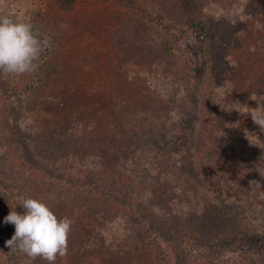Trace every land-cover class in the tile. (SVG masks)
<instances>
[{
	"label": "rangeland",
	"instance_id": "rangeland-1",
	"mask_svg": "<svg viewBox=\"0 0 264 264\" xmlns=\"http://www.w3.org/2000/svg\"><path fill=\"white\" fill-rule=\"evenodd\" d=\"M114 3L109 0L101 4L106 6L92 7L98 22L90 16L89 27L83 28V33H95L96 39L101 40L109 38L112 25L117 22ZM53 4L54 0H0V15L11 14L32 24L34 13L44 12ZM159 8L186 26L198 21L214 25L212 19L228 20L227 35L233 40L225 55L219 53L215 57L218 65L209 64L213 99L220 100L231 153L246 159L264 154V131L250 113L244 114L258 110V106L264 109V83L259 80L260 89L255 79L252 82L249 75L241 76L246 68L253 77L261 74L259 77L264 78V67L257 58L264 46V0H164ZM53 17L46 20L45 26L48 30L62 28L57 33L60 37L53 40L49 31L50 36L42 33L49 44L37 61L36 70L19 76L0 74V172L17 189L9 196L0 188V233L4 239L0 240V264H29L24 253L6 246L15 226L5 223L4 218L12 210L11 205L18 203V196H32V190L38 189L30 187L28 191L33 171L37 186L42 187L38 198L56 213H65L70 219L80 215L84 221L89 219L84 223L92 224L93 229H86L81 252L119 253L123 245L131 251L139 246L136 253L154 255L152 260L157 264L155 248L147 244L153 237L164 250L167 264H264V194L257 197L255 204L218 199L208 193L210 190L194 170L179 166L175 171L174 164L159 155L118 163L113 159L101 168V158L78 161L72 152L62 151L69 142H58V138L75 126L72 123L79 122L78 114L88 121L93 112L102 115L109 111L110 92H122L127 82L113 78L117 66L109 62V54L100 57L103 61L105 58L107 72H88L75 54L76 48L68 49V27L63 22L60 26ZM190 36L191 45L185 43L177 52L188 56L185 47L197 48L203 42L208 47L201 50L200 45L197 58L207 55L213 43L211 34L200 40ZM39 100L41 104H51L37 105ZM62 109L67 111V118L55 125L59 119L50 112ZM47 117L50 122L45 124ZM109 123V118L101 117L94 128L106 132ZM56 156L59 161L54 162ZM127 169L134 176L132 179L121 174ZM15 210L21 212L16 206ZM187 239L193 243L183 249ZM81 252L70 264L80 261ZM126 254L123 251L116 257L124 260ZM140 257L144 263L145 256ZM36 259L31 264H38Z\"/></svg>",
	"mask_w": 264,
	"mask_h": 264
},
{
	"label": "trees",
	"instance_id": "trees-1",
	"mask_svg": "<svg viewBox=\"0 0 264 264\" xmlns=\"http://www.w3.org/2000/svg\"><path fill=\"white\" fill-rule=\"evenodd\" d=\"M114 1L117 22L112 25L114 30L109 33V38L100 37L106 40L96 39L95 33L84 34L83 28L89 27L87 19L90 16L98 22L92 7L106 6L101 4L109 0H54L55 4L48 10L34 13L32 25L41 37L43 32L47 33L45 36L51 35L53 40L60 37L57 33L62 28L48 30L45 26L51 15L55 16L53 18L60 26L66 24L71 35L68 49L76 48L75 54L88 72H107L105 58L103 61L100 57L109 54V62L117 66L113 78L127 82V85H123L122 92L116 89L110 92L109 111L102 115L93 112L89 115V122L82 114H78L79 122L72 123L75 126L67 129L65 135L58 138V142H69L68 147L65 146L62 151L72 152L78 161L85 157L101 158V168L113 159L118 163L128 158L144 160V157L154 155L156 158L159 155L160 158L167 159V163L170 161L174 164L175 171L179 166L194 170L213 197L244 205L258 203L257 197L264 194V154L248 156L246 159L242 155L231 153L227 142L229 130L225 129L228 124L222 108L219 107L220 100L213 99V80L208 74L212 65H218L214 62L215 57L219 53L225 55L230 40H233L227 35L228 20L212 19L214 25L198 21L196 25L186 26L178 18L174 20L170 13L161 12L162 8L158 9L164 0H159L160 4L156 3L157 0ZM206 34H211L213 43L209 45V53L202 54L204 59H201L202 55L197 58L200 45L203 46L201 50L208 47L203 42L197 48L194 47L196 51L193 47H185L188 56L177 52L183 44L191 45L190 35L195 40H200ZM220 45L222 48H219ZM257 58L264 67V46ZM241 73V76L249 75L252 82L255 79L261 89L259 80L264 83V78L259 77L261 74H254L253 77L252 72L246 68ZM42 104L46 106L47 102ZM42 104L40 100L37 103L43 106ZM66 112L63 109L60 112H50L59 119L54 121L55 125L67 118ZM101 117L104 120L109 118L111 126L106 132L94 128ZM48 122L50 120L47 117L45 124ZM54 158V162L59 161L58 156ZM66 164L64 161L63 166ZM128 170H123L124 173L121 174L132 179L134 176ZM30 177L32 181L28 191L38 188L39 191L37 189L31 192L32 197L38 198L42 187L37 186L34 171ZM250 181H258L259 184L251 185ZM0 188L1 193L9 196L17 190L12 183H7L3 172H0ZM212 196H209L210 199ZM16 207L23 212L21 206L17 204ZM54 213L58 217L69 216L65 213ZM71 220L73 223L68 236L67 253L62 257L57 256L55 264H70L78 255L77 252H81L79 249L86 241L87 227L93 229L92 224L84 223L89 219L84 221L80 215L76 219L71 216ZM0 240L4 242L1 233ZM142 242L145 243L144 240ZM189 242L192 241L187 239L183 249L188 247ZM147 244L155 248L157 264L159 260L163 261L161 264L168 263L164 250L159 244H155L153 237L148 239ZM138 249L139 246L136 250ZM136 250L131 251L123 245L119 248V253L108 250L99 253L85 251L81 252L82 258L76 264H154V255L150 256L142 251L136 253ZM123 251L127 254L121 260L116 256ZM141 255L146 258L144 263ZM137 256L140 257L138 260ZM36 260L39 261L38 264H47L39 257Z\"/></svg>",
	"mask_w": 264,
	"mask_h": 264
},
{
	"label": "clouds",
	"instance_id": "clouds-1",
	"mask_svg": "<svg viewBox=\"0 0 264 264\" xmlns=\"http://www.w3.org/2000/svg\"><path fill=\"white\" fill-rule=\"evenodd\" d=\"M48 44L30 22L17 20L11 14L0 15V74L19 76L34 72ZM257 109L244 114L250 113L254 123L264 131V109L259 106ZM249 183L259 184L258 181ZM17 204L23 208L22 213L15 210ZM17 204L11 205L12 210L4 218L5 223L15 226L6 246L24 253L29 264L37 257L47 264H55L57 256L67 253L72 220L67 216L58 217L46 202L37 197L20 195Z\"/></svg>",
	"mask_w": 264,
	"mask_h": 264
}]
</instances>
